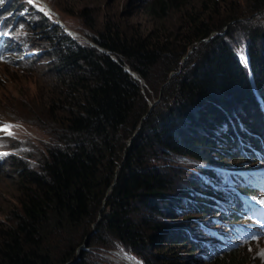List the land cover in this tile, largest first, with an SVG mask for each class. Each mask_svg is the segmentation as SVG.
Here are the masks:
<instances>
[{
  "label": "trees",
  "instance_id": "16d2710c",
  "mask_svg": "<svg viewBox=\"0 0 264 264\" xmlns=\"http://www.w3.org/2000/svg\"><path fill=\"white\" fill-rule=\"evenodd\" d=\"M193 1H149L155 19L184 10L176 30L155 26L146 35L126 37L105 19L100 29L90 28L93 46L41 12L31 23L49 66L46 107L54 142L36 167L10 161L19 194L10 220L0 222V264H67L85 240L88 248L120 244L137 252L144 238L130 219L135 203L166 219L155 221L148 239L165 236L168 246L180 239L190 250L208 249L210 264L246 262L236 249L218 250L202 239L207 235L198 218L218 198L210 199V185L190 180L196 189L174 197L168 179L149 166L159 153L190 157L219 168L218 175L211 170L214 180L231 176L226 172L241 159L263 157L264 27L251 19L262 14L264 0H245V14L239 6L227 11L230 0H199V11ZM240 29L245 60L231 47ZM195 44V58L169 76ZM140 82L160 92L150 110ZM184 207L198 216L174 234L180 229L173 215ZM229 211L236 222L237 207ZM83 257L81 251L75 264H83Z\"/></svg>",
  "mask_w": 264,
  "mask_h": 264
},
{
  "label": "rangeland",
  "instance_id": "374dc122",
  "mask_svg": "<svg viewBox=\"0 0 264 264\" xmlns=\"http://www.w3.org/2000/svg\"><path fill=\"white\" fill-rule=\"evenodd\" d=\"M52 9L51 14L44 11L42 7L27 0H4L0 5V32L6 38V52L0 58V222L9 219L10 211L14 210L18 202L17 178L14 176L11 160H21L30 163L31 166L38 164L37 161L54 142L52 132L55 131L50 119H48L46 98L48 96L49 67L43 56V42L39 41L30 29L32 22H38L40 12L50 16L53 20L59 21L57 25L65 30L74 39L82 43L91 44L88 36L92 35L91 27L101 28L102 22L107 19L111 23L118 25L122 34L126 37L131 35H146L155 26L170 27L176 30L182 11H174L162 19H155L148 11L147 5L150 0H43ZM199 0H194L195 11L201 9ZM231 5H227V11L238 6L242 13H246L245 0H230ZM229 1V2H230ZM42 6V5H41ZM222 9V8H221ZM191 11L193 10L190 9ZM244 13V14H245ZM253 16L252 23L264 27V10ZM223 14H219L221 17ZM226 31V28L223 32ZM70 32V33H69ZM218 34V32H217ZM222 34V33H221ZM242 29L238 30L231 42V47L240 60H245L246 39ZM264 44V40L261 45ZM197 44L187 51L182 58L179 68L170 73L175 76L180 73L184 62L193 60L196 56ZM264 51V45L262 52ZM158 70V69H157ZM136 78V77H135ZM167 83V82H166ZM145 101L149 110L159 103V95L151 85L140 82ZM157 89V88H156ZM264 105V104H263ZM7 129V130H4ZM239 160V159H238ZM240 165L227 171V175L222 178L210 180L211 170H216L214 175H218L215 166L190 157L176 156L168 154L164 156L159 153L150 161L149 166L158 169L169 181L173 189L174 197L182 198L180 195L185 189H196L190 186L189 181L199 183L204 181V185H210L214 192L210 196L213 200L207 212L198 218L204 224L202 239L204 243L213 247L223 245V249H236L237 254L243 257L244 264H264V228H260L251 218H244L237 224L250 226L254 232L249 234H238L239 225H235L229 220L227 210L228 197H243L254 201L258 209L264 210V188L261 194L241 195L237 188L231 183V178L241 177L253 182L245 175L262 170L264 166L258 159L239 160ZM209 196V197H210ZM183 199V198H182ZM130 219L133 221L136 231L139 232L143 240V245L133 252L129 247L115 244L113 249L88 248L85 246L83 264H127L123 258L117 257V253H122L135 262H147V264H210L208 249L191 248L187 243L176 240L174 246H168L165 236H159L153 240L148 239L154 231L155 221L166 222L164 217L157 218L142 206L135 203ZM174 216L172 224H179L174 234L182 232L187 226V218L198 216L188 207H184ZM174 226V225H172ZM95 229V226H94ZM172 233L168 234L171 237ZM199 235V233L197 234ZM212 235V237H210ZM217 238L213 242L212 239ZM154 241V242H153ZM197 247V246H196ZM78 252V250H77ZM81 251L79 252V256ZM154 255L162 258L155 259Z\"/></svg>",
  "mask_w": 264,
  "mask_h": 264
},
{
  "label": "water",
  "instance_id": "95a60500",
  "mask_svg": "<svg viewBox=\"0 0 264 264\" xmlns=\"http://www.w3.org/2000/svg\"><path fill=\"white\" fill-rule=\"evenodd\" d=\"M57 22L59 23L58 20H57ZM69 33H70V32H69ZM90 45L93 46L92 43H91ZM125 70H126L128 73H130L133 77H136V78H137V74L134 73V72H132L131 70H129V68L126 67ZM135 134H136V133H135ZM135 134H134V136H135ZM134 136H133V137H134ZM98 219H99V218H98ZM94 232H95V229L93 228V230L90 232V234L87 236V238H88L90 235H92ZM85 246H86V240H85V242L79 247L75 259L71 260V261L68 262L67 264H75V263L78 261V259H79V252L82 251V250H85ZM132 261H133V263H135V264H139V263L135 262L134 260H132Z\"/></svg>",
  "mask_w": 264,
  "mask_h": 264
},
{
  "label": "bare ground",
  "instance_id": "6f19581e",
  "mask_svg": "<svg viewBox=\"0 0 264 264\" xmlns=\"http://www.w3.org/2000/svg\"><path fill=\"white\" fill-rule=\"evenodd\" d=\"M34 2H36L37 4H40V5H42V7L43 8H45L46 10H51L52 11V9L43 1V0H33ZM117 255V257H121V258H123L124 259V261L127 263V264H135V263H133V259H131V258H129L128 256H126V255H124V254H122V253H117L116 254Z\"/></svg>",
  "mask_w": 264,
  "mask_h": 264
},
{
  "label": "snow or ice",
  "instance_id": "6c2138e0",
  "mask_svg": "<svg viewBox=\"0 0 264 264\" xmlns=\"http://www.w3.org/2000/svg\"><path fill=\"white\" fill-rule=\"evenodd\" d=\"M33 0H27L28 4H32ZM4 3V0H0V5H2ZM7 130V129H4Z\"/></svg>",
  "mask_w": 264,
  "mask_h": 264
}]
</instances>
